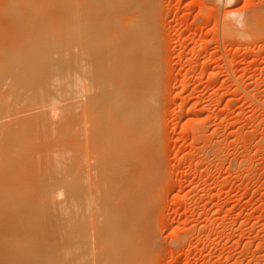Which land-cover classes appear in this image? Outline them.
Listing matches in <instances>:
<instances>
[{
	"label": "bare ground",
	"instance_id": "1",
	"mask_svg": "<svg viewBox=\"0 0 264 264\" xmlns=\"http://www.w3.org/2000/svg\"><path fill=\"white\" fill-rule=\"evenodd\" d=\"M47 1L0 0V236L18 239L11 255L0 256L10 257V264H33L53 247L51 241L46 246L37 241L57 233L66 254L73 251V264H146L153 244L151 193L157 192L151 191L162 166L156 131L162 63L156 17L153 21L156 0H75L73 144L63 137L72 121H67L70 111L58 106L66 101L64 92L53 90L66 34L47 27L53 15ZM126 13L122 22L129 27L119 20ZM253 18L251 29L263 30L262 15ZM51 38L56 40L46 41ZM47 74L46 81L28 79ZM6 90L9 97L22 90L33 96L11 102ZM56 110L68 118L52 120ZM47 127L49 141L32 136ZM61 218L66 226H58ZM28 237L31 243L37 239L31 244L35 249L20 245Z\"/></svg>",
	"mask_w": 264,
	"mask_h": 264
},
{
	"label": "rangeland",
	"instance_id": "2",
	"mask_svg": "<svg viewBox=\"0 0 264 264\" xmlns=\"http://www.w3.org/2000/svg\"><path fill=\"white\" fill-rule=\"evenodd\" d=\"M47 2L49 11L53 12L45 21L47 27L60 30V35L66 34L67 38L63 42L60 40L63 36L59 39L64 45H60L58 58L54 56L59 75L53 90L64 92L61 99L66 101L58 106L64 105L63 112L70 111V119L61 110L54 111L55 114L52 111L50 118L56 121L66 116L67 121H73H69V135H63L66 142L70 140L68 143L73 144L76 135L73 139L71 136L76 133L74 122L78 112L69 101L73 103L77 87L73 66L75 0ZM155 2L153 21L156 17V39L159 38L162 62H159L161 66L158 64L161 74L156 131L162 166L161 179L157 178L156 189L151 188V192L157 191L159 195L151 193L153 244L146 261L149 264H264V29L252 30L249 26L252 17L264 18V0ZM126 15L129 16L126 13L119 20L128 19ZM243 20H249L244 23L249 27L243 25ZM106 22L108 25L111 20ZM122 23L131 26L128 21ZM127 25L122 24V28L126 29ZM46 41L54 42L53 38ZM49 48L44 49L48 55ZM28 79L33 83L46 81L49 75ZM6 91L11 102L33 96L22 90L9 97V90L8 94ZM18 93L24 96L21 98ZM49 131L50 127L40 129L32 136L42 140L41 143L47 142ZM53 160L56 162V158ZM60 221L58 226H66L65 218ZM55 234L51 236L56 239L46 237L49 241L43 237L46 244L33 237L44 246L53 243V253L49 252L50 247L46 251L49 253L36 258L33 264H73V251L68 256L69 251L59 244ZM13 235L0 236L1 253L12 254L18 245ZM29 238L32 237L19 241L24 250H31L37 244ZM4 259L10 257L0 256V264H10L11 261Z\"/></svg>",
	"mask_w": 264,
	"mask_h": 264
}]
</instances>
